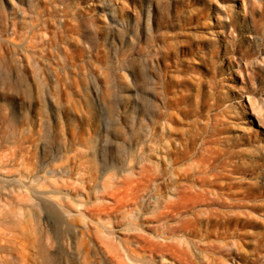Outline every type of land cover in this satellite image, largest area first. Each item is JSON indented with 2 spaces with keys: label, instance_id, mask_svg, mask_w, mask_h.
I'll return each mask as SVG.
<instances>
[{
  "label": "rangeland",
  "instance_id": "374dc122",
  "mask_svg": "<svg viewBox=\"0 0 264 264\" xmlns=\"http://www.w3.org/2000/svg\"><path fill=\"white\" fill-rule=\"evenodd\" d=\"M59 22L65 25L61 29ZM11 40L18 46L12 47ZM146 133L168 141L175 185L190 187L192 200L196 190L204 189L219 203L193 202L162 223L144 204L130 205L121 214L101 212V219L113 220L107 227L96 214L97 207L112 205L106 195L95 193L91 184L83 190L77 175L44 180L52 168L88 166L95 175L102 173L100 179L121 175L135 188L138 175L129 177L122 170L137 165L139 136ZM189 140L191 152L175 156ZM75 155L82 156L79 162ZM0 162V229L27 243L22 242L26 261L0 246L2 264H120L117 259L123 261L139 234L164 242L155 237L163 233V224L174 228L180 219L194 217L200 220L196 229L206 237L204 243L219 248L207 250L210 263L264 264V0H0ZM184 171L190 176L183 180ZM202 175L212 183L202 185ZM167 186L162 196L172 192ZM74 189L90 203L85 201L84 208L70 203L67 218L54 208L55 198L57 192L74 196ZM127 210L137 215L131 218ZM79 212L90 228L85 230ZM138 224L144 233L131 230L130 225L135 229ZM28 233L29 240L24 237ZM175 234L178 239L169 234V242L178 244L183 232ZM157 256L137 264H181L169 256L161 263Z\"/></svg>",
  "mask_w": 264,
  "mask_h": 264
},
{
  "label": "bare ground",
  "instance_id": "6f19581e",
  "mask_svg": "<svg viewBox=\"0 0 264 264\" xmlns=\"http://www.w3.org/2000/svg\"><path fill=\"white\" fill-rule=\"evenodd\" d=\"M105 5H108V2L107 3H105ZM39 9V8H38ZM40 11V10H39ZM38 12V11H37ZM38 14V17H41L40 16V14H39V12L37 13ZM43 17V16H42ZM113 20H115L114 18H113ZM42 22L45 24V25H47V20H43L42 19ZM118 23V22H117ZM63 24V25H62ZM63 26H65L64 25V23H62V22H59L58 23V27L61 29V27H63ZM59 30V29H58ZM57 30V31H58ZM65 30V29H64ZM62 33H63V30H62ZM9 43L11 44V46L12 47H17L18 46V44H16V42H14L13 40H11V41H9ZM31 43V42H30ZM33 46V45H32ZM19 47H21V46H19ZM34 47V46H33ZM52 50H53V48H52ZM44 51V50H43ZM12 52V51H11ZM44 55V54H43ZM42 56V55H41ZM64 57V56H63ZM21 59V58H20ZM42 59H43V61H47V58H46V56H42ZM45 63V62H44ZM20 64V67H22L23 65L21 64V63H19ZM46 68L47 69H50V66H49V64L46 62ZM22 70V69H21ZM53 74V73H52ZM52 78H53V83L54 84H56L57 85V83H58V79H57V77H55V76H52ZM22 80V79H21ZM25 81L23 80V83H24ZM27 83V82H26ZM28 86V85H27ZM163 128H164V130H165V127L163 126ZM101 139V138H100ZM96 141V140H95ZM97 144V143H96ZM192 144H193V141L192 140H189V142H188V145L183 149V152H182V150H180V149H178L177 150V152H176V154H175V156H177V157H181L182 155H183V158H185L190 152H191V148H192ZM100 145V144H99ZM95 147H96V145H94ZM97 148L98 147H96V150H97ZM15 149V148H14ZM59 150V149H58ZM138 150H139V153H138V161H137V165L136 166H130L129 168H128V170L127 171H125V170H122V171H124V172H127L126 174L130 177V176H137L138 175V178H137V182H138V185H137V187H135V188H131L129 185V182L128 181H125L126 179H120V177H121V175H119L120 177H115V175H114V177H112L111 176V178H108V179H103V178H105V175H103L101 178L103 179H100L99 177L102 175V173L100 174V176H99V174L98 173H100V172H98L97 174H98V176L97 175H95L93 172H92V170H91V168L90 167H88V166H86V167H84V168H78L77 167V170L75 169V168H73L72 166H69V167H67V168H62V166H60L61 168H60V170H53V168H52V170L51 171H49V172H47V175H46V177H45V179L44 180H48L49 179V183L50 182H52L51 180L52 179H56V181L57 182H59L58 181V177H61L62 178V176L61 175H63V174H66L69 178H72L73 176H71V175H77V177H74V178H77V181H78V183L81 185V187H82V189L83 190H85L86 189V187H88V185H90L91 184V186H92V189L93 190H95V193L97 192V193H103V197L105 198V195L112 201V205L110 206L109 205V209H102V210H100V208L99 207H97V210H99V211H94L96 214H98L99 213V215H98V217H99V222L100 223H102V225H104V226H110L111 225V221H113L112 219H108V220H103V219H101L100 217V215H101V212L102 213H107L108 215H114L115 213L116 214H118V213H120L121 214V212H123V210H126V209H128V207L130 206V205H133L132 207H135V206H138V207H140V205H141V203L142 204H144L146 207H148L150 210H151V213L154 215V218H155V220L157 221V222H161L162 223V221L165 219L166 220V218H170V217H174V216H176L177 214H179V213H181V211L182 210H187L189 207H190V204L191 203H193V202H203V203H206V202H210V204L212 205V204H218L219 203V201H220V199L218 198V197H216V196H214L213 198H208V194H206L205 193V191H197L196 190V194H195V196H197V199H193L192 200V198L189 196V194H188V192H187V190H189L190 189V187L189 188H182V187H180V186H177V185H175L176 184V179H177V177L173 174V172H171V164H172V155H171V152H170V147H169V143H168V141H166V139L165 138H156L155 139V136L153 135V134H150V135H147V133L146 134H142L141 136H139V148H138ZM60 151H62V150H60ZM13 153V152H12ZM15 153H16V151H15ZM15 153H13V155H16ZM59 153H61V152H59ZM79 153V152H78ZM83 153V152H82ZM57 155V154H56ZM59 155V154H58ZM82 155V154H81ZM9 156H11V154L9 155ZM50 156H54V155H50ZM6 157V156H5ZM4 157V158H5ZM12 157V156H11ZM82 157V156H81ZM81 157L79 156L78 157V155H75L74 156V160H76V161H78V160H81ZM100 157H101V155H100ZM99 157V158H100ZM9 158V157H8ZM15 158H16V156H15ZM15 158H14V156H13V160H15ZM61 158V157H60ZM69 158H71V157H69ZM95 158V157H94ZM97 158V157H96ZM202 158L204 159V156L202 155ZM2 159V158H1ZM64 159V158H63ZM154 159V160H153ZM9 160V159H8ZM7 160V158H6V161H8ZM12 160V159H11ZM11 160H10V162L8 161L7 162V164L9 163V165H11ZM82 160H83V158H82ZM97 160V159H96ZM2 161V160H1ZM86 161V160H85ZM14 162V161H13ZM24 162H25V160H24ZM70 162V161H69ZM79 162V161H78ZM1 163V162H0ZM18 163V162H17ZM23 163V162H22ZM22 163H20V164H22ZM99 163V162H98ZM14 164H16V163H14ZM20 164H19V166H20ZM25 164V163H24ZM23 164V165H24ZM44 164V163H43ZM65 164H67V163H65ZM72 164V163H71ZM76 164H78V163H76ZM84 164H86V163H84ZM8 165V166H9ZM17 165V164H16ZM16 165H14V166H16ZM22 165V166H23ZM29 165V164H28ZM31 165V164H30ZM68 165V164H67ZM82 165V164H81ZM99 165H101V164H99ZM25 166H27V164H25ZM65 166V165H64ZM2 167H5V166H2ZM7 167V166H6ZM10 167H13V164H12V166H10ZM83 167V166H82ZM92 167V166H91ZM99 167V166H98ZM98 167H96V169L98 168ZM22 168L23 167H21V170H22ZM26 168H30L29 166L28 167H26ZM11 169V168H10ZM10 169H8V170H10ZM23 169H25V168H23ZM41 169V171H42V168H40ZM0 170H1V168H0ZM7 170V169H6ZM31 170V169H30ZM30 170H29V172H30ZM101 170V169H100ZM1 171H3L4 172V170L2 169ZM24 171V170H23ZM98 171V170H97ZM2 172V173H3ZM25 172V171H24ZM39 172V171H38ZM37 172V175L38 174H41V173H38ZM118 171H116V174H120V171L117 173ZM203 172H204V170H203ZM26 173H28V172H26ZM34 173H36V172H34ZM32 174V176L33 175H35V174ZM5 174V173H4ZM115 174V173H114ZM122 174V173H121ZM125 174V175H126ZM171 174V175H170ZM203 174V173H202ZM204 174H206V170H205V173ZM28 175H31L30 173L28 174ZM42 175H43V173H42ZM124 174H123V176H125ZM201 175V174H200ZM5 176H7V175H5ZM13 176V175H12ZM11 176V177H12ZM21 176V175H20ZM190 175H189V173L188 172H183V180L184 179H187L188 177H189ZM2 177V176H1ZM10 177V179H14V178H11ZM23 177H26V176H23ZM36 177V176H35ZM39 177H41V176H39ZM65 177V176H64ZM63 177V179L65 180V178ZM110 177V176H109ZM181 178H182V176H180ZM4 178V177H3ZM6 178V181H7V177H5ZM32 178V177H31ZM31 178H30V180H31ZM2 179V178H1ZM0 179V180H1ZM9 179V178H8ZM19 179V178H18ZM21 179V178H20ZM23 179V178H22ZM42 179V178H41ZM73 179V178H72ZM72 179H70V180H72ZM134 179V178H133ZM198 179H200V183H202V185H207L208 183H210L211 181H209L208 180V178L207 177H205V175H202V176H200ZM14 180H17L16 178L14 179ZM13 180V181H14ZM23 180H25V179H23ZM29 180V179H28ZM28 180L26 181V182H28ZM29 180V181H30ZM34 180V179H33ZM43 180V179H42ZM41 180V181H42ZM43 180V181H44ZM64 180H62L61 179V182L62 181H64ZM75 180V179H74ZM99 180H101V181H99ZM130 180H132V179H130ZM160 180H163L162 182L160 181ZM10 181H12V180H10ZM18 181V180H17ZM32 181V180H31ZM55 180H54V182L53 183H55L56 182ZM73 181V180H72ZM72 181H70V183L72 182ZM77 181H75V182H77ZM3 182V181H2ZM16 182V181H15ZM21 182L23 183V181L21 180ZM34 182V181H33ZM56 182V185H60V183H57ZM68 182V181H67ZM75 182H74V184L73 185H75ZM131 182H135V181H131ZM25 183V182H24ZM32 183V182H31ZM43 183V182H42ZM53 183H51V185L53 184ZM64 183H66V182H63V185H64ZM73 183V182H72ZM136 183V182H135ZM212 183V182H211ZM213 183H214V181H213ZM2 183H0V185H1ZM5 184V183H4ZM30 184V183H29ZM39 185H37L38 187L40 186V184H41V182L40 183H38ZM44 184H45V181H44ZM133 184V183H132ZM7 185V184H6ZM26 185H28V184H26ZM32 185H35V184H32ZM32 185L30 186V185H28L29 186V188L31 187L32 189H33V187H32ZM43 185V184H42ZM41 185V186H42ZM65 185H69V184H65ZM165 185H168L167 186V188H169V189H171L172 190V192H170V194H168L167 196H162V191H163V187L165 186ZM25 186V185H24ZM36 186V187H37ZM46 186V189H47V187H50V186H47V185H45ZM54 186V185H53ZM61 186V185H60ZM59 186V187H60ZM70 186V185H69ZM91 186H89V188L91 187ZM201 186V185H200ZM204 186V187H205ZM2 187H3V184H2V186H1V189H2ZM16 187V186H15ZM57 186H55V188H56ZM65 186H63V188H64ZM78 187H80L79 185H78ZM80 187V188H81ZM184 187V186H183ZM202 187V186H201ZM14 188V187H13ZM41 188V187H40ZM4 189V188H3ZM15 189V188H14ZM13 189V190H14ZM23 189V188H22ZM41 189H43V188H41ZM45 189V188H44ZM49 189V188H48ZM51 189V188H50ZM60 189V188H59ZM72 189V188H71ZM7 190V189H6ZM10 190V189H9ZM54 190H56V189H54ZM77 190V189H76ZM75 189H74V191L76 192V194L73 196V195H71L70 193H62V192H57L58 194H56L57 195V197L55 198L56 200H55V207L54 208H56V210H58V209H60V211H62V213L64 214V216L66 217V215H68V217L67 218H69V208L71 207L70 206V203H74V201H76L77 202V204H76V206H80V207H86L85 205V201H87L86 203H88V200H85L84 201V197H83V194H84V192H79V191H76ZM82 190V191H83ZM86 191H88V190H86ZM85 191V192H86ZM18 192V191H17ZM52 192V191H51ZM69 192V191H68ZM6 193H8V192H6ZM14 194H15V192H13ZM20 193H21V191H20ZM26 193V192H25ZM56 193V192H55ZM54 193V194H55ZM94 192H93V194H95ZM190 193V192H189ZM4 194V193H3ZM2 194V195H3ZM21 194H24V193H21ZM29 194V193H28ZM41 194V193H40ZM51 194H53V193H51ZM90 193H88V195H89ZM16 195H17V193H16ZM42 195V194H41ZM48 195V194H47ZM6 196V195H5ZM15 196V195H14ZM21 196V195H20ZM19 196V197H20ZM24 195H22V197H23ZM27 196V195H26ZM29 197H28V199L31 197L30 195H28ZM35 196H36V194H35ZM49 196H50V194H49ZM89 196H91V195H89ZM98 196V195H97ZM48 197V196H47ZM51 198H53L52 196H50ZM49 197V198H50ZM73 197L74 198H76V199H73ZM86 197V196H85ZM88 197V196H87ZM93 197H94V195H93ZM99 197H101L102 198V196H99ZM8 198V201H11V200H9V197H7ZM11 198H12V196H11ZM26 198V197H25ZM40 198V197H39ZM43 199H44V201H45V199H46V197H42ZM90 198V197H89ZM107 198V199H108ZM170 198H174L173 200H171ZM14 199V198H13ZM12 199V200H13ZM21 199H23V198H21ZM20 199V200H21ZM33 199V198H32ZM79 199V200H78ZM93 199V198H92ZM98 199V198H97ZM103 199V198H102ZM108 199V200H109ZM4 200H6V197H4ZM20 200H18V201H20ZM40 200V199H39ZM39 200L37 201V199H36V201L37 202H39ZM89 200H91V199H89ZM106 200V199H105ZM194 200H196V201H194ZM2 201V200H1ZM7 201V200H6ZM15 201V200H14ZM31 201V200H30ZM41 201V200H40ZM47 201V200H46ZM92 201V200H91ZM97 201V200H96ZM99 201H100V199H99ZM2 202H4V201H2ZM12 202V201H11ZM21 202V201H20ZM27 202V201H26ZM48 202H50V201H48ZM53 202V201H52ZM98 202V201H97ZM101 203H102V200L100 201ZM99 202V203H100ZM108 202H110V201H106V203L105 204H107ZM21 203H25V202H21ZM31 203V202H30ZM29 203V204H30ZM34 203H35V201H34ZM33 203V204H34ZM43 203V202H42ZM51 203V202H50ZM90 203V202H89ZM88 203V204H89ZM100 203V204H101ZM27 204H28V202H27ZM37 204V203H36ZM39 204H40V202H39ZM47 204V203H46ZM38 205V204H37ZM43 206H44V204H42ZM72 205V204H71ZM74 205V204H73ZM92 205V204H91ZM108 205V204H107ZM75 206V207H76ZM88 206V205H87ZM20 208L19 209H21V206H19ZM42 207V206H41ZM40 207V208H41ZM52 207V206H51ZM79 207V208H80ZM95 209H96V207L95 206H93ZM92 206H91V208H93ZM103 206H101V208H102ZM104 207H105V205H104ZM107 207V206H106ZM132 207H129V208H132ZM23 208V207H22ZM35 208V207H34ZM43 208V207H42ZM46 208V207H45ZM49 208V207H48ZM99 208V209H98ZM108 208V207H107ZM9 209V208H8ZM78 209V208H77ZM86 209V208H85ZM94 209V210H95ZM0 210H2L1 208H0ZM84 210V209H83ZM130 210V209H129ZM133 210H135L134 208H133ZM15 211V210H14ZM17 211H18V213L20 212L21 213V211L20 210H18L17 209ZM22 211H23V209H22ZM49 211H50V209H49ZM59 211V210H58ZM85 211V210H84ZM88 211V210H87ZM91 211V210H90ZM110 211V212H109ZM128 211V210H127ZM11 212V211H10ZM125 212V211H124ZM123 212V213H124ZM207 212V211H206ZM1 213V212H0ZM14 213V212H13ZM23 213V212H22ZM27 213V212H26ZM45 213V212H44ZM80 213V215L82 214L83 215V217H82V219L84 218V217H86L85 215H84V213L83 212H79ZM92 213V212H91ZM90 213V214H91ZM140 213V212H139ZM150 213V212H149ZM148 213V214H149ZM204 213V212H203ZM202 213V214H203ZM16 214V213H15ZM53 214V213H52ZM71 214V213H70ZM73 214H74V212H73ZM93 214V213H92ZM126 214V213H125ZM124 214V215H125ZM128 214H131L130 216H131V218H132V216H136L137 215V213H136V211H128ZM0 215H2V213L0 214ZM20 215V214H19ZM25 215H27V214H25ZM44 216H45V214H43ZM75 215V214H74ZM77 215H79V214H77ZM107 215V216H108ZM124 215H122V216H120L121 218L122 217H124V219H125V216ZM140 215V214H139ZM146 215H147V213H146ZM181 215V214H180ZM21 216H23V215H21ZM60 216V215H59ZM203 216H204V214H203ZM8 217V216H7ZM17 217V216H16ZM71 217H74L73 215L71 216ZM106 217V216H105ZM119 217V216H118ZM119 217V218H120ZM129 217V216H128ZM145 217V216H144ZM181 217V216H180ZM202 217V216H201ZM2 218V217H1ZM5 218V217H4ZM87 218H88V216H87ZM126 218H127V215H126ZM130 218V217H129ZM134 218V217H133ZM147 218V217H146ZM23 219V218H22ZM71 219H73V218H71ZM89 219H91V217L89 218ZM140 219H141V215H140ZM149 219H150V217H149ZM203 219V218H202ZM201 219V220H202ZM20 220V219H19ZM28 220V219H27ZM62 220H65L66 221V219H62ZM92 220H94V219H92ZM91 220V221H92ZM115 220V219H114ZM97 221V220H96ZM134 221H135V219H134ZM173 221V220H172ZM200 220H198L197 218H193L191 221L190 220H186V219H180L178 222H176V223H178V225L176 226V227H174V228H171L170 227V225H168L167 223H165V224H160V225H162V228L164 229V231H163V233L162 234H160V235H158L157 236V234H156V238L157 237H159V238H162L163 240H164V242H159V243H157V242H155V241H153L152 239H150L151 237H149V238H147L146 236H147V234H146V236H144V234L142 235V234H139V236H137V240H135L133 243H131V244H129V247H127V250L125 251V256L123 257V255L121 256V258L123 257V261H124V259L125 260H127V262H126V264L127 263H129L130 262V264L131 263H133V264H137V263H139V262H144L145 260H148V259H150V260H154L155 259V257L157 256L156 254H159L160 256H157V257H160V262L161 263H164V262H167V256H169V257H172L173 258V260L175 261V262H179V263H181V264H213V263H210L209 262V259H208V257H207V255H206V252H208L207 250H209V249H214V251H217V250H215V249H219L218 247H216V246H214V245H212V243H211V245L209 244V243H204V238L206 239V237H204V236H202V235H200L199 233H198V231H197V229H196V225H197V223L199 222ZM1 222V221H0ZM31 221H29V223H30ZM83 222H84V225H85V230L87 229V223H86V221H85V218L83 219ZM133 222V221H132ZM140 222V220H138V223ZM143 222H144V220H143ZM142 222V223H143ZM149 222V221H148ZM152 222V221H151ZM168 222V221H167ZM7 223H9V222H7ZM6 223V224H7ZM21 223H22V221L20 222V225H21ZM62 223L64 224V221H62ZM156 223V222H155ZM175 223V222H174ZM175 223V224H176ZM201 223V222H200ZM23 225H24V223H22ZM32 224V223H31ZM42 224H44V223H42ZM68 224V223H67ZM98 224V223H97ZM131 224V223H130ZM172 224H173V222H172ZM172 224H171V226H172ZM202 224V223H201ZM35 225V224H34ZM33 225V226H34ZM48 225V224H47ZM69 225H71V224H69ZM101 225V224H100ZM99 225V226H100ZM112 225H113V223H112ZM133 225H135L134 223H133ZM199 225V224H198ZM28 226H29V224L27 225V228H28ZM43 226V225H42ZM45 226V225H44ZM74 226V225H73ZM98 226V225H97ZM131 226V230H137L138 232H145V230H143V228L141 227V225H137V228H135V229H132V225H130ZM30 227V226H29ZM35 227V226H34ZM39 227V226H38ZM49 228H50V226H48ZM66 227V226H65ZM70 227V226H69ZM69 227H66V228H69ZM89 227V226H88ZM111 227V226H110ZM136 227V226H135ZM144 227V226H143ZM157 227V226H156ZM21 228H22V225H21ZM32 228V227H31ZM49 228H47V229H49ZM90 228V227H89ZM25 230L26 229V227H25V225H24V228H22V230ZM45 229V228H44ZM110 229V228H109ZM34 230V229H33ZM39 230V229H38ZM70 230H71V227H70ZM104 230V229H103ZM105 230H106V228H105ZM108 230V229H107ZM129 230V229H128ZM127 230V231H128ZM156 232H158V229H154ZM26 231V230H25ZM25 231H22L21 233L22 234H24V232ZM29 231H30V229H29ZM36 231V230H35ZM35 231H33L34 232V234H35ZM49 231V230H48ZM67 231H68V229H67ZM90 231H91V229H90ZM111 231V230H110ZM148 231V230H147ZM181 231L183 232V234H185V235H188V236H190V237H192V239H184V237H183V234H180V236H182V237H180V238H182L181 239V241L179 240L178 241V244H174V243H172V242H169L170 240H171V238H170V236H169V234L170 235H174V237L176 236V232H180L181 233ZM20 232V231H19ZM27 232V231H26ZM40 232V230L38 231V232H36V234L38 233V234H40L39 233ZM69 232V231H68ZM108 232V231H107ZM116 232V231H115ZM132 232V231H131ZM53 233V232H52ZM67 233V232H66ZM76 233V232H75ZM82 233V232H81ZM130 233V232H129ZM146 233H148V232H146ZM54 234V233H53ZM73 234V233H72ZM83 234L84 233H82V236H83ZM152 234V233H151ZM19 236H21V234H19ZM30 236H31V232H30ZM61 236H62V234H61ZM77 236H78V234H77ZM87 236H88V234H86V238H87ZM108 236H109V234H108ZM23 237V236H22ZM24 237H26L27 239L29 238V233H28V237L27 236H24ZM56 237H57V235H56ZM65 236H63V238H64ZM74 237H75V234H74ZM81 237V236H80ZM110 237V236H109ZM133 237V236H132ZM178 237V236H177ZM186 238H188L187 236H185ZM79 238V237H78ZM96 238V237H95ZM114 238V237H113ZM113 238H112V240H113ZM118 238V237H117ZM130 238V237H129ZM176 238V237H175ZM198 238H200L199 240H197ZM208 238V237H207ZM40 239V238H39ZM76 239H77V237H76ZM90 239V238H89ZM133 238H131V240H132ZM135 239V238H134ZM133 239V240H134ZM176 239H178V238H176ZM21 239H17L16 237H15V235L13 234V233H11L10 231H5V230H1L0 229V246H2V247H4V249L5 248H8L10 251H11V254L10 255H12L14 258H19V257H21V259L23 260V261H26V256L24 255V252H23V250H25L24 249V247H23V243L22 242H24V246H26V242L24 241V238H23V241H20ZM26 240V239H25ZM29 240V239H28ZM28 240H27V242H28ZM48 240H49V238H48ZM60 240V239H59ZM83 238H82V243H83ZM98 240H100L99 238H98ZM114 240L116 241V239L114 238ZM120 240V239H119ZM46 241V240H45ZM63 241V240H62ZM71 241V240H70ZM90 241V240H89ZM97 241V240H96ZM104 241V240H103ZM118 241V240H117ZM47 242V241H46ZM93 242V241H92ZM100 242H101V240H100ZM110 242V241H109ZM206 242V241H205ZM29 243H32V242H30L29 241ZM62 243V242H61ZM91 243V242H90ZM105 243H107V242H105ZM126 243H128V242H126ZM63 244H64V242H63ZM71 244V243H70ZM94 244V243H93ZM92 243H91V245H93ZM99 244V243H98ZM101 244V243H100ZM104 244V243H103ZM102 244V245H103ZM108 244V243H107ZM79 245V244H78ZM83 245V244H82ZM82 245L80 244V246L82 247ZM108 245H110V246H112L111 244H108ZM43 246V245H42ZM41 246V247H42ZM95 246V245H94ZM126 246H127V244L126 245H124V247L126 248ZM44 247H46V246H44ZM43 247V248H44ZM98 247H101V246H99L98 245ZM106 247V246H105ZM105 247H101V248H104V249H106ZM114 247V246H113ZM118 247H119V245H118ZM121 247V246H120ZM119 247V248H120ZM42 248V249H43ZM95 248V247H94ZM108 248H109V246H108ZM117 247H115V249H116ZM222 248H224V247H222ZM29 249V248H28ZM48 249V248H47ZM97 249V247L95 248V250ZM100 249V248H99ZM121 249H122V247H121ZM120 249V250H121ZM221 249V248H220ZM2 250V249H1ZM45 250V249H44ZM92 250V249H91ZM114 250V249H113ZM29 251H30V249H29ZM29 251H27V254H28V252ZM42 251V250H41ZM79 252H80V249L78 250ZM109 251V250H108ZM108 251H107V249H106V253L108 254ZM115 251V250H114ZM116 251H117V249H116ZM220 251V250H219ZM4 252H6L5 250H4ZM26 252V251H25ZM50 252V251H49ZM75 252H77V251H75ZM84 252V251H83ZM101 252H102V254L103 253H105L104 252V250H102L101 249ZM110 252V251H109ZM112 252V251H111ZM118 252V251H117ZM78 253V252H77ZM86 253V252H85ZM96 253H98V252H96ZM122 253V252H121ZM120 253V254H121ZM48 254H50V253H48ZM58 254V253H57ZM57 254H56V256H57ZM99 254V253H98ZM98 254H96L95 255V257L98 255ZM116 256H118V254L115 252L114 253ZM114 254H111V255H114ZM2 255H4V254H2ZM93 255V254H92ZM105 255V254H104ZM104 255H103V257H104ZM111 255H108V257H111V258H113L114 256H111ZM5 256H7L6 254H5ZM11 256V257H12ZM50 256V255H49ZM48 256V257H49ZM56 256H53V257H56ZM78 256V255H77ZM82 256V255H81ZM84 256V255H83ZM82 256V257H83ZM90 256H91V254H90ZM99 256V255H98ZM115 256V257H116ZM9 257V256H8ZM7 257V258H8ZM81 257V258H82ZM88 257V256H87ZM102 257V258H103ZM105 257H107V256H105ZM114 257V258H115ZM0 258H1V256H0ZM7 258H5V259H7ZM57 258V257H56ZM101 258V257H100ZM117 258V257H116ZM118 258H120V257H118ZM3 259H4V257H3ZM79 259V258H78ZM88 259V258H87ZM16 260V259H15ZM33 260V259H32ZM46 260H48V258L46 259ZM112 260V259H111ZM110 260V261H111ZM119 260V263L120 264H124V263H122L121 262V259H117V261ZM6 261V260H5ZM4 261V262H5ZM7 261H8V259H7ZM6 261V262H7ZM52 261V260H51ZM77 261H79V260H77ZM82 261V260H81ZM102 261H103V259H102ZM115 261V260H114ZM16 262H20L19 260L18 261H16ZM86 262V261H85ZM90 262V261H89ZM99 262H100V260H99ZM3 263V260H2V258L0 259V264H2ZM9 263V262H8ZM79 263H80V261H79ZM78 263V264H79ZM101 263V262H100ZM109 263H111V262H109ZM117 263V262H116ZM152 263H154V262H152ZM172 263H173V261H172ZM5 264V263H4ZM13 264H15V262L13 261ZM18 264V263H17ZM20 264V263H19ZM40 264H42V263H40ZM53 264H54V262H53ZM87 264V263H86ZM89 264V263H88ZM104 264H106V263H104ZM150 264V263H149ZM156 264V263H155ZM159 264V263H158Z\"/></svg>",
  "mask_w": 264,
  "mask_h": 264
}]
</instances>
